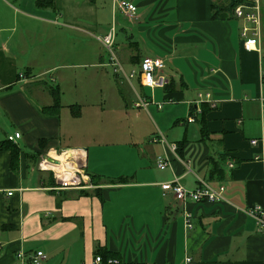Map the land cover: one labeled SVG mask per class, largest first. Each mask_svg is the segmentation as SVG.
Segmentation results:
<instances>
[{
	"label": "crops",
	"instance_id": "0c3cea01",
	"mask_svg": "<svg viewBox=\"0 0 264 264\" xmlns=\"http://www.w3.org/2000/svg\"><path fill=\"white\" fill-rule=\"evenodd\" d=\"M125 1L136 6L133 19L113 0H54L52 8L35 0H0V143L20 133L8 142L19 149L14 169L10 150L0 149V264H13L17 251H43L44 264H92L99 250L110 251L120 264H185V257L188 264H264V230L245 212L264 205V8L259 50H247L243 23L232 16L228 0ZM113 22L118 58L165 61L168 86L143 93L150 98L146 108L132 104L153 122L155 137L146 147L150 168L114 163L91 149L88 139H75L83 112L68 105L65 129L60 89L58 112L44 110L54 100L38 78L66 60L78 68L104 65L98 48L90 63V41L100 44L96 37ZM206 92L214 101L198 102V93ZM191 111L194 121L187 122ZM162 116L174 127L161 123ZM161 135L173 144L182 141L179 150L153 141ZM66 137L78 145L61 147ZM64 148L87 149L85 171L100 177L94 188L54 190L55 180L50 185L49 173L37 169L42 154ZM158 156L167 158L166 168L157 167ZM221 156L223 172L211 178L210 161ZM175 178L189 189L200 180L222 183L224 200L180 202L161 187Z\"/></svg>",
	"mask_w": 264,
	"mask_h": 264
},
{
	"label": "rangeland",
	"instance_id": "374dc122",
	"mask_svg": "<svg viewBox=\"0 0 264 264\" xmlns=\"http://www.w3.org/2000/svg\"><path fill=\"white\" fill-rule=\"evenodd\" d=\"M259 1H261V7L264 8V0ZM156 3V6L161 4L158 1ZM170 4L174 5L175 0H171ZM151 7L153 8V6ZM171 10L170 16L172 17L174 14ZM107 18L110 22L109 11ZM121 37L123 35L118 31V38ZM75 40L77 41L76 38ZM156 45L161 48L160 44ZM97 48L99 49L97 58L100 55L104 60V65L93 66L91 64V66L85 68H78L69 66L70 60H66L64 63L61 61L62 66H58L52 73L44 74L38 78L44 81L40 87L46 88L48 92L49 87L60 89V101L65 108L61 111V120L65 129L68 126L67 121L71 120L67 106L78 104L76 106L81 108L83 119L76 121L75 125L80 126V128L73 132L75 139H88V142L85 141V143L91 149L93 147L97 150L101 149V151L112 157L114 163L129 164L135 167H138L136 164L140 166L147 165L150 168V153H148L150 150L146 147L147 144H150V138L155 133L153 122L144 109L132 105L138 100L137 94L143 96V93H145L151 96L150 90L141 86L138 81V64L118 58L126 72L129 73L134 70L135 77L130 80V83L124 76L120 74H116L118 75L116 76L113 67L109 65L108 53L104 51L100 44L93 41H90V63L94 60L93 53ZM189 62L193 64L191 60ZM50 77H54V79L51 80ZM26 91L27 96H32L30 89L26 88ZM159 121L164 125L174 127L173 121L170 122V119L168 120L166 116H162ZM189 125L195 127L197 123ZM166 140L168 143H172L171 138H166ZM60 141L59 145L61 147L78 145L73 144L76 142L67 137ZM141 154H144V157H141ZM44 174L48 173L45 172Z\"/></svg>",
	"mask_w": 264,
	"mask_h": 264
},
{
	"label": "built area",
	"instance_id": "2783aa9c",
	"mask_svg": "<svg viewBox=\"0 0 264 264\" xmlns=\"http://www.w3.org/2000/svg\"><path fill=\"white\" fill-rule=\"evenodd\" d=\"M233 1L234 5L231 7L232 16L242 21L240 35L243 38V47L247 50H259L258 42L261 35V1L259 0H228ZM114 6L118 7L121 12L132 18L135 16L136 6L132 1L113 0ZM116 28L112 24L108 32L103 36H97L96 39L106 49L109 56V65L113 67L116 74H120L129 82L135 77V72H126L122 67L114 50ZM165 61L157 56H144L139 63V72L137 75L141 86L147 87L150 90L155 88H163L167 85L168 79L163 73ZM137 101L135 106L144 107L150 103L149 97H144L137 94ZM214 100L211 94L198 93V102L212 103ZM261 113H264V100L261 101ZM161 108V103L158 104ZM198 111V110H196ZM195 111V112H196ZM194 116V115H193ZM192 115L187 117V122H193ZM20 137V133L15 132L14 135L8 136V140L14 141L15 138ZM162 145L168 146L171 151L175 152L176 145L168 143L163 136L158 139ZM252 144L257 143V140H251ZM167 158L158 156L156 165L159 169H164L168 166ZM86 166V151L83 148H64L60 150L47 151L42 154L37 162V169L41 172H50L55 180V188L53 189H92L94 184L90 180L89 174L85 171ZM229 167H233V163H228ZM162 189L172 191L176 200L186 202L191 200L194 202L211 201L221 202L224 200L225 186L222 183L217 186L209 185V183L201 181L194 189H189L181 185L178 178L163 183ZM12 195V191H8ZM256 222L257 227L264 230V205H254L245 210ZM186 226L190 227L189 219H186ZM46 256L42 251H35L26 254L22 251H17L13 264H44ZM190 262V258L185 257V264ZM92 264H102V259L97 255ZM106 264H120L115 258H108ZM143 264H151L144 262Z\"/></svg>",
	"mask_w": 264,
	"mask_h": 264
},
{
	"label": "trees",
	"instance_id": "16d2710c",
	"mask_svg": "<svg viewBox=\"0 0 264 264\" xmlns=\"http://www.w3.org/2000/svg\"><path fill=\"white\" fill-rule=\"evenodd\" d=\"M35 4L38 6V7H41V8H46V7H54V0H35ZM214 5V4H212ZM234 5V2L233 1H229L228 2V6H229V9L231 10V7ZM214 7V6H213ZM214 9V8H212ZM215 15H216V12H215ZM214 15V16H215ZM141 61V60H140ZM139 61V63H140ZM138 63V65H139ZM168 85H166L164 87V89L167 87ZM49 93L51 94V96L53 97V104L49 107H45L44 110L48 111V112H51L53 114H55L56 112H58V109L60 108V102H59V92H58V89L57 88H50L49 87ZM75 105H71L70 107L73 108ZM194 113V112H193ZM193 113L192 111L190 112V115L193 116ZM188 115V116H190ZM195 117V115L193 116ZM186 121H187V118H186ZM201 127H200V131H201V137L202 139H205L208 134L207 132L205 131V118H204V110H202V119H201ZM7 142V143H6ZM11 143V141H9L7 139V141H2L0 143V149H3V148H6V149H9L10 150V167L11 169H14L15 166H16V163H17V159H18V154H19V149L16 145H12V144H8ZM43 142L44 140L41 139L39 141L40 145L42 146L43 145ZM182 141H180L181 143ZM180 143L177 142L175 145H176V151L179 150V146H180ZM180 152V151H179ZM224 158H221L218 159V160H211L210 161V167H209V176L211 178H216V179H219L220 177V174L223 172V169H222V166H221V163L223 162ZM49 176L51 177L50 179V185H53V182H54V178L52 177V174L49 172ZM100 177L96 174V175H90V180L92 181L93 184H97L98 183V179ZM125 179L124 178H117L116 180L114 181H117V182H121V181H124ZM113 181V180H112ZM97 255H99L102 259V264H106V260L108 258H114L113 254L110 253V251L108 250H103V251H98L97 252Z\"/></svg>",
	"mask_w": 264,
	"mask_h": 264
},
{
	"label": "water",
	"instance_id": "95a60500",
	"mask_svg": "<svg viewBox=\"0 0 264 264\" xmlns=\"http://www.w3.org/2000/svg\"><path fill=\"white\" fill-rule=\"evenodd\" d=\"M85 151L87 150L86 148H83Z\"/></svg>",
	"mask_w": 264,
	"mask_h": 264
}]
</instances>
